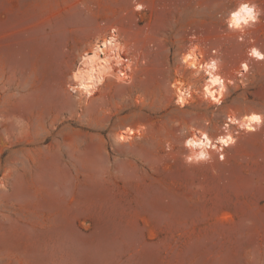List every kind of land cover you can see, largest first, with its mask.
Segmentation results:
<instances>
[{"label": "rangeland", "instance_id": "rangeland-1", "mask_svg": "<svg viewBox=\"0 0 264 264\" xmlns=\"http://www.w3.org/2000/svg\"><path fill=\"white\" fill-rule=\"evenodd\" d=\"M139 2L0 0V264H264V125L233 126L236 143L208 160L185 146L193 130L216 139L228 115H264V61L238 39L264 52V0L245 31L226 23L243 0ZM113 28L131 79L73 93ZM193 46L233 81L222 105L182 63ZM177 80L193 90L183 107ZM128 127L140 133L118 142Z\"/></svg>", "mask_w": 264, "mask_h": 264}, {"label": "clouds", "instance_id": "clouds-1", "mask_svg": "<svg viewBox=\"0 0 264 264\" xmlns=\"http://www.w3.org/2000/svg\"><path fill=\"white\" fill-rule=\"evenodd\" d=\"M133 4L135 11H142L145 8V5L140 3L139 0H133ZM259 17L260 11L258 10V5L252 3L251 0H243V2L238 4L234 11L229 13L226 23L230 30L243 31L245 28L259 23ZM116 32L117 29H112L113 35L104 41L102 46H98L97 50L91 55L85 54L82 61L84 67L73 74L75 86L69 85V88L73 93H83L86 96L91 97L98 86L104 84L105 77L112 73L113 61L117 67L123 64V60L118 55V52H123L124 49L119 43L118 37L115 35ZM109 51L111 52L110 58L105 55ZM195 51L196 50L193 49L191 54L186 55L183 58V62L193 69L199 68L200 71L207 75L208 79L203 88L205 99H210L213 103L219 105L222 102L223 95L226 91L224 79L216 74L219 70L218 65L220 62L211 60L206 64H198L195 57ZM248 54L256 60L264 61V52H261L257 48H252ZM102 56H105V58L102 59ZM130 67L131 66L129 65V69ZM241 68L244 72L249 70L247 63H242ZM124 78H126L125 72L121 71L118 79L122 80ZM229 83H231V81H229ZM172 87L177 88V85L173 84ZM177 91L179 93L177 103L183 107L188 103V99L190 98V89L182 91L180 88H177ZM229 120L232 124H238L240 128L248 131H256L259 126L264 125V115L255 113L245 116L242 121L235 118H229ZM253 125H256L257 127H253ZM225 127H227V125ZM132 132V129H127L128 134H131ZM200 137L202 138L192 136L185 141L186 147L200 150L198 155L188 157L189 162L193 159L196 161L208 160L209 156L206 150L210 147H215L206 133H200ZM129 138V135L120 134L117 137V140L118 142H127ZM218 141L225 146L235 143V140L231 135L227 137H219Z\"/></svg>", "mask_w": 264, "mask_h": 264}, {"label": "bare ground", "instance_id": "bare-ground-1", "mask_svg": "<svg viewBox=\"0 0 264 264\" xmlns=\"http://www.w3.org/2000/svg\"><path fill=\"white\" fill-rule=\"evenodd\" d=\"M248 28V27H247ZM247 28H245L243 31H245ZM114 29V28H113ZM243 33V32H242ZM244 34V33H243ZM111 35H113V33H112V29L110 30V34H109V36H107V38H105V39H103L102 41H100V42H98V43H96L95 45H94V47H93V49H92V51L91 52H89V53H85V54H88V55H91V54H93V52L95 51V50H97V47L98 46H102V44H103V42L104 41H106ZM115 35L118 37V39H119V43L121 44V42H120V37H119V34H118V31L115 33ZM242 35V34H241ZM63 45H64V43H63ZM64 46H66V45H64ZM253 48H255V47H253ZM193 49H195L196 51H195V57H196V60L198 61V64H206V63H208L209 61H211V60H216V61H218L217 59H215V58H212V59H209V61H205L204 59H203V57H204V55H203V53L201 52V50H200V48L198 47V46H193V48H192V50H190L189 52H187V54H185L183 57H182V63H184L183 62V58L186 56V55H188V54H191L192 53V51H193ZM258 49V48H257ZM85 54H83L82 55V57H81V63H80V65L76 68V70L74 71V73L77 71V70H79V69H81V68H83L84 67V65H83V63H82V61H83V58H84V56H85ZM108 58H110V56H111V52L109 51V52H107L106 54H105ZM118 55L122 58V60H123V64H121L119 67H117V65L115 64V62L113 61V63H112V69H113V71H112V73L110 74V75H107L106 77H105V81H106V79H107V77H109V76H116V77H119V73L121 72V71H123V72H125V75H126V78H124V79H122V80H124V81H129L130 79H131V67H130V69H129V65L131 66V64H130V60L129 59H126V58H123L122 57V52H118ZM102 59L103 58H105V56H102L101 57ZM243 63H246V62H243ZM185 64V63H184ZM242 65V64H241ZM247 65H248V63H247ZM186 66L190 69V70H192L195 74H200L202 71H200L199 70V68H197V69H193V68H191L188 64H186ZM1 69V68H0ZM218 69H219V65H218ZM248 69L250 70V66L248 65ZM1 70H3V68L1 69ZM248 70V71H249ZM73 73V74H74ZM204 73V72H203ZM241 75H243L244 73H246V72H244L243 71V69L241 68V72H239ZM205 74V73H204ZM217 75H219V76H221L223 79H224V81H225V87H226V91H225V93L228 91V87H229V81H231V83H233V81L231 80V79H229V78H227L226 76H224V75H222L220 72H219V70H218V72L216 73ZM3 77H5L4 75H2V73H0V83L1 82H3ZM205 81H204V83H203V87H202V93H203V96L205 97V94H204V91H203V88H204V84H205V82L207 81V79H208V77H207V75L205 74ZM72 78H73V75H72ZM176 85H177V88H180L182 91H184V90H189L190 89V92H191V95H190V98L193 96V90H192V88L189 86V85H187L186 83H184L182 80H177V83H176ZM73 86H75V81L73 80ZM182 86V87H181ZM99 88H100V86H98V88L94 91V93L97 91V90H99ZM177 88H175V98H176V102H177V100H178V98H179V93H178V91H177ZM225 93H224V95H223V99H222V102L219 104V105H222L223 104V102H224V98H225ZM83 94V93H82ZM190 98L188 99V103H189V100H190ZM210 100V99H209ZM211 101V100H210ZM212 102V101H211ZM213 103V102H212ZM215 104V103H214ZM217 105V104H216ZM253 113H255V112H253ZM253 113H250V114H246V115H243V116H237L236 114H231V115H228L227 116V122L225 123V126L227 125V127H224V132L222 133V134H220L216 139H214V138H212L206 131H203V130H193L191 133V136L189 137V138H191L192 136H197V137H199V138H202V137H200V133H206L208 136H209V138L211 139V141H212V143L215 145V147L214 148H208L206 151H207V153H208V156H209V159L212 157V154H213V152L216 150V151H218V152H221V151H224L225 150V148L226 147H230L231 145H233V144H230V145H227V146H225V145H222V144H220L219 143V141H218V138L219 137H227V136H229V135H231L232 136V138L235 140V143H236V141H237V137H236V133H234L233 131H232V127L233 126H238V128L239 129H242V128H240L239 127V125L238 124H232L231 122H230V120H229V118H235V119H237V120H240V121H242L243 120V118L245 117V116H249V115H251V114H253ZM1 114V113H0ZM255 114H258V113H255ZM20 118H22V117H20ZM0 124H1V122H0ZM13 124V123H12ZM15 124V123H14ZM2 125V124H1ZM263 125H261V126H259L258 127V129L259 128H261ZM253 127H257L256 125H253ZM132 129L133 130V132L131 133V134H128L127 133V129ZM257 129V130H258ZM242 130H246V129H242ZM256 130V131H257ZM140 130H136V129H134V128H131V127H128V128H126L123 132H121L120 134H125V135H129L130 136V138L127 140V141H129V140H131V139H133L134 138V135L136 136L137 134H138V132H139ZM246 131H248V130H246ZM236 132V131H235ZM249 132H251V131H249ZM253 132V131H252ZM140 133V132H139ZM119 134V135H120ZM118 135V136H119ZM117 136V137H118ZM188 138V139H189ZM118 141V140H117ZM234 143V144H235ZM188 148V147H187ZM189 150H190V154L188 155V157H190V156H196V155H198V153H199V149H190V148H188ZM192 161H196L195 159H193ZM201 161H203V160H201Z\"/></svg>", "mask_w": 264, "mask_h": 264}, {"label": "built area", "instance_id": "built-area-1", "mask_svg": "<svg viewBox=\"0 0 264 264\" xmlns=\"http://www.w3.org/2000/svg\"><path fill=\"white\" fill-rule=\"evenodd\" d=\"M238 39H239V41L240 42H243V43H246V44H248L247 45V50H251L253 47L252 46H250V43H252V42H254L253 40V37H250V36H247V35H245V34H242V35H240L239 37H238ZM215 52H216V50H215ZM255 59V58H254Z\"/></svg>", "mask_w": 264, "mask_h": 264}]
</instances>
